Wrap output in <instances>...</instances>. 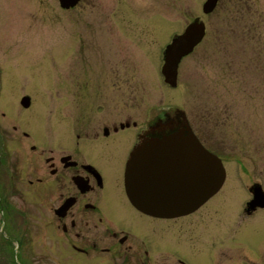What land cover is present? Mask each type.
<instances>
[{
	"label": "rangeland",
	"instance_id": "obj_1",
	"mask_svg": "<svg viewBox=\"0 0 264 264\" xmlns=\"http://www.w3.org/2000/svg\"><path fill=\"white\" fill-rule=\"evenodd\" d=\"M204 1L81 0L63 10L58 0H0V131L7 140L13 127L49 138L78 131L83 121L87 131L107 120L184 111L226 175L192 219L169 224L166 262L264 264V245H249L259 244L251 227L237 229L241 222L225 232L226 203L236 209L250 197L245 185H264V0H220L210 15ZM195 18L206 36L171 88L161 74L163 52ZM233 250L242 257L230 258Z\"/></svg>",
	"mask_w": 264,
	"mask_h": 264
},
{
	"label": "flooded vegetation",
	"instance_id": "obj_2",
	"mask_svg": "<svg viewBox=\"0 0 264 264\" xmlns=\"http://www.w3.org/2000/svg\"><path fill=\"white\" fill-rule=\"evenodd\" d=\"M156 121L107 120L87 131L88 122L83 121L78 131L49 138L41 131L13 127V138L7 140L8 133L0 131V264H168L167 250L161 248H168L169 224L192 219L221 189L194 211L170 218L145 214L129 202L126 163ZM208 151L222 162L215 151ZM159 166L162 170L151 174L149 197L161 203L171 197L181 201L175 193L186 175L176 167L170 170V163ZM245 190L250 197L238 208L226 203L225 232L244 222L236 228L251 227L259 244L240 239L258 251L264 245V217H257L264 213V185L254 181ZM236 211L240 222L232 221ZM234 256L242 257L230 251L229 257ZM186 260L178 262L190 264Z\"/></svg>",
	"mask_w": 264,
	"mask_h": 264
},
{
	"label": "water",
	"instance_id": "obj_3",
	"mask_svg": "<svg viewBox=\"0 0 264 264\" xmlns=\"http://www.w3.org/2000/svg\"><path fill=\"white\" fill-rule=\"evenodd\" d=\"M81 0H58L63 10L74 8ZM219 0H205L202 13L210 15ZM206 35V25L200 18L189 23L182 34L176 35L165 47L161 74L171 88L178 83V69L183 59L191 55ZM22 108L30 106V97L20 100ZM162 162L170 163L185 177L177 184L181 191L175 193L181 201L159 202L149 197L148 185L152 172L162 170ZM225 179V169L221 160L210 153L194 134L184 111L175 109L158 119L140 137L132 149L125 167V192L129 202L145 214L174 217L194 211L219 191ZM155 183V182H154ZM166 186V185H165ZM258 190V189H257ZM262 195L263 193L260 192ZM184 199V200H183Z\"/></svg>",
	"mask_w": 264,
	"mask_h": 264
}]
</instances>
